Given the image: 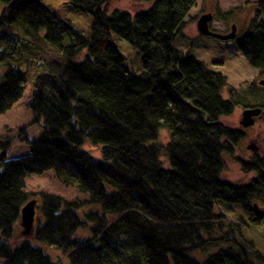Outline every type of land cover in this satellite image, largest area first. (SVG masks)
Here are the masks:
<instances>
[{
  "label": "trees",
  "instance_id": "16d2710c",
  "mask_svg": "<svg viewBox=\"0 0 264 264\" xmlns=\"http://www.w3.org/2000/svg\"><path fill=\"white\" fill-rule=\"evenodd\" d=\"M0 1V116L21 99L30 69L40 72L27 105L40 133L18 130L28 148L18 158H8L10 144L0 142V264H55L43 246L67 254L70 264H255L241 240L248 227L264 224V151L236 156L245 132L221 123L236 107L223 97L227 78L176 48L198 0H132L153 2L134 15L110 13L113 0H68L91 17L88 38L38 0ZM112 35L140 55V73L125 65ZM236 46L264 75V0H256ZM86 143L101 146L100 158L83 150ZM224 156L254 175L249 183L223 179ZM45 172L87 200L39 194L41 218L22 238L20 210L33 196L25 179ZM89 205L97 208L81 217ZM218 205L247 217L237 210V220L227 221ZM84 229L91 237L77 239ZM209 248L202 261L192 256Z\"/></svg>",
  "mask_w": 264,
  "mask_h": 264
},
{
  "label": "rangeland",
  "instance_id": "374dc122",
  "mask_svg": "<svg viewBox=\"0 0 264 264\" xmlns=\"http://www.w3.org/2000/svg\"><path fill=\"white\" fill-rule=\"evenodd\" d=\"M45 6L49 12L55 15L62 21L68 22L71 28L83 37L88 38L90 35L91 17L87 14L72 11L68 4V0H38ZM150 3H136L132 0H113L108 10L125 11L134 15L135 13L145 10L152 5ZM5 8V4L0 1V16ZM256 13V0H198L195 7L188 13L185 19V25L181 34L176 39V48L182 52L191 53L196 59L203 62L210 71L220 73L227 78L228 86L223 92L225 99H233L236 103L234 112L229 117L221 119V123L227 127L234 129H242L245 132L244 138L238 143L236 148V156L247 159L250 156V150L247 146L254 144L258 148L256 152L262 153L264 151V108L263 114L255 118V123L252 127L243 129L240 125L242 120V113L246 107L258 106L264 107V87L259 82L264 81V75L252 69L243 55L238 51L236 40L244 35L249 28L250 22ZM205 14L212 15V21L209 23L211 31L227 35L232 31V27L236 30V39L228 42L220 41L212 37H204L198 34L196 23L201 16ZM111 43L117 48L118 52L125 58V65L132 69L135 73H140L141 57L132 47L120 39L112 35ZM83 54L79 55L76 60L80 61ZM27 70L26 66L22 67ZM5 68L0 63V86L4 82L3 74ZM40 73L39 70L31 68L29 77L24 88V93L21 99L4 115L0 116V141L10 145L8 151V158H18L24 156L28 152V148L18 138V130L26 128L27 137L33 138L40 133L37 124H33L32 115L28 109V103L33 91V81L36 75ZM261 109V108H260ZM168 142V134L166 131L159 132V143L165 144ZM101 146H92L89 143L84 144L83 150L88 152L95 158H100ZM226 168L222 174L223 179L228 182L238 185H244L250 182L254 177L253 174L245 175L240 171L236 162L230 157L224 156ZM162 164L165 168L168 167L167 160L161 157ZM25 191L32 194L29 200H36L35 217H40L39 194H50L61 197L66 201H81L87 200V195L80 193L74 188H65L56 179L52 172H45L42 175H30L25 179ZM95 206H86L79 211L81 217L86 211L96 209ZM236 209H228L222 205L216 207L217 213H222L227 221L237 220L240 212L247 217L238 207ZM239 212H238V211ZM41 218V217H40ZM247 219V218H246ZM251 224V223H250ZM252 225V224H251ZM20 228L18 226V232ZM75 237L77 239H87L91 237L88 229L79 230ZM242 245L250 257L255 261V264H264V224L254 225L248 227L247 231L243 233ZM251 241L253 250H257L260 254L261 261H256L253 251L248 247ZM44 253L51 258L55 264H70L68 255L61 251L42 247ZM213 248H209L206 254L194 253L192 256L197 261H202L207 252L211 253Z\"/></svg>",
  "mask_w": 264,
  "mask_h": 264
},
{
  "label": "water",
  "instance_id": "95a60500",
  "mask_svg": "<svg viewBox=\"0 0 264 264\" xmlns=\"http://www.w3.org/2000/svg\"><path fill=\"white\" fill-rule=\"evenodd\" d=\"M211 14H205L200 17L196 23V29L199 35L204 37H212L220 41L228 42L236 39V30L235 27H232L230 34L221 35L210 30L209 23L212 21ZM261 86L264 87V81L259 82ZM262 110L260 108L245 109L242 113V120L240 125L243 129L252 127L255 123V118L261 116ZM1 142V141H0ZM247 149L250 151L256 152L258 148L254 144L247 146ZM36 200H28L20 210V219L18 226L20 228L19 236L22 238H29L33 235L34 232V222H35V207Z\"/></svg>",
  "mask_w": 264,
  "mask_h": 264
}]
</instances>
